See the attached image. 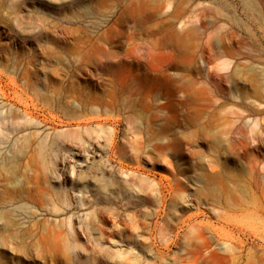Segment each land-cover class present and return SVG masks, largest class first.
Segmentation results:
<instances>
[{
	"label": "rangeland",
	"instance_id": "374dc122",
	"mask_svg": "<svg viewBox=\"0 0 264 264\" xmlns=\"http://www.w3.org/2000/svg\"><path fill=\"white\" fill-rule=\"evenodd\" d=\"M0 264H264V0H0Z\"/></svg>",
	"mask_w": 264,
	"mask_h": 264
},
{
	"label": "bare ground",
	"instance_id": "6f19581e",
	"mask_svg": "<svg viewBox=\"0 0 264 264\" xmlns=\"http://www.w3.org/2000/svg\"><path fill=\"white\" fill-rule=\"evenodd\" d=\"M175 37V36H174Z\"/></svg>",
	"mask_w": 264,
	"mask_h": 264
}]
</instances>
